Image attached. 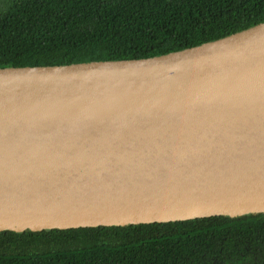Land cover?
I'll use <instances>...</instances> for the list:
<instances>
[{"label": "water", "instance_id": "water-1", "mask_svg": "<svg viewBox=\"0 0 264 264\" xmlns=\"http://www.w3.org/2000/svg\"><path fill=\"white\" fill-rule=\"evenodd\" d=\"M264 212V22L148 58L0 68V231Z\"/></svg>", "mask_w": 264, "mask_h": 264}, {"label": "trees", "instance_id": "trees-1", "mask_svg": "<svg viewBox=\"0 0 264 264\" xmlns=\"http://www.w3.org/2000/svg\"><path fill=\"white\" fill-rule=\"evenodd\" d=\"M264 22V0H8L0 68L138 59ZM0 264H264V212L0 231Z\"/></svg>", "mask_w": 264, "mask_h": 264}, {"label": "rangeland", "instance_id": "rangeland-1", "mask_svg": "<svg viewBox=\"0 0 264 264\" xmlns=\"http://www.w3.org/2000/svg\"><path fill=\"white\" fill-rule=\"evenodd\" d=\"M8 0H0V8L7 4Z\"/></svg>", "mask_w": 264, "mask_h": 264}]
</instances>
